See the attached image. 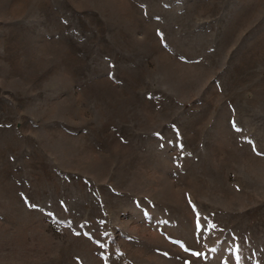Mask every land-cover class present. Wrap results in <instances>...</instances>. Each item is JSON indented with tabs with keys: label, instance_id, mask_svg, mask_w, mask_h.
Wrapping results in <instances>:
<instances>
[{
	"label": "rangeland",
	"instance_id": "obj_1",
	"mask_svg": "<svg viewBox=\"0 0 264 264\" xmlns=\"http://www.w3.org/2000/svg\"><path fill=\"white\" fill-rule=\"evenodd\" d=\"M0 264H264V0H0Z\"/></svg>",
	"mask_w": 264,
	"mask_h": 264
},
{
	"label": "snow or ice",
	"instance_id": "obj_2",
	"mask_svg": "<svg viewBox=\"0 0 264 264\" xmlns=\"http://www.w3.org/2000/svg\"><path fill=\"white\" fill-rule=\"evenodd\" d=\"M213 227H214V226H213ZM193 255H197V256H198V255H200V254H199V253H193Z\"/></svg>",
	"mask_w": 264,
	"mask_h": 264
}]
</instances>
